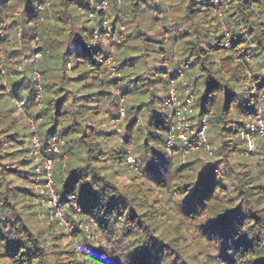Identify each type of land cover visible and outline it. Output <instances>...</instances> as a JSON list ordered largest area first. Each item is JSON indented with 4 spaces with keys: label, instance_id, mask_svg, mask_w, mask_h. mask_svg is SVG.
<instances>
[{
    "label": "trees",
    "instance_id": "trees-1",
    "mask_svg": "<svg viewBox=\"0 0 264 264\" xmlns=\"http://www.w3.org/2000/svg\"><path fill=\"white\" fill-rule=\"evenodd\" d=\"M117 1L106 29L87 0H0V264H264V138L239 137L264 96V0ZM115 33L119 78L99 62ZM180 74L209 112L211 156L166 149ZM45 159L69 232L34 191Z\"/></svg>",
    "mask_w": 264,
    "mask_h": 264
},
{
    "label": "built area",
    "instance_id": "built-area-1",
    "mask_svg": "<svg viewBox=\"0 0 264 264\" xmlns=\"http://www.w3.org/2000/svg\"><path fill=\"white\" fill-rule=\"evenodd\" d=\"M47 0H42V2L36 5L37 11H42L44 8V4ZM89 4V13L88 17L91 20L97 18L98 14L101 19V24L103 28H108L110 26V17H109V9L110 4L109 0H87ZM117 3L119 4L120 1L118 0ZM47 4V3H46ZM219 8H216L218 11ZM117 29L120 32H123L124 26L119 19L117 23ZM0 36H3V30L0 29ZM39 39L36 37L34 39V43L37 44ZM94 42L97 43V37L94 36ZM111 46H109V50L107 54L100 59V63L103 64L109 73L110 77H118L120 73L116 67V59L118 57V49L117 45L121 44V39L115 34L110 35ZM41 57V52H35L31 61H37ZM3 75V72L1 76ZM34 79L38 83L36 86L35 92V100H39V96L41 93V86L39 84L40 75L38 72H34ZM2 84H6V80H2ZM24 100L15 101V105L18 109L24 106ZM119 117L114 122L113 128L119 133L120 130L118 125L125 117V110L123 107V100H119ZM164 108L167 113V131H166V149L171 150L176 148L181 155V158L184 159L188 157L192 153H196L202 150H206L209 156L211 153L209 152L208 148V136L207 131L209 128L208 117L209 112H204L202 114L197 113L195 108V96L192 93L190 86L187 84L184 76L182 74L179 75L178 79L171 80L169 82L167 88V95L164 100ZM263 115H264V96L260 98L257 106L253 112H251L247 116H241L240 121L243 123L242 127L239 132V137L241 140L245 141L246 145L248 146L249 150L254 149L255 144V135H259V137L264 138V122H263ZM37 121H30L29 126L34 129L35 124ZM35 135L32 138V142L36 149L39 148V142ZM60 145H62V141L58 139H52L51 145L48 152L58 154L60 151ZM36 154V153H35ZM127 162L130 164L131 167L134 168L135 171L137 169L134 167L135 161L134 158L130 155V149L127 148ZM54 160L53 159H45L42 163V168L45 173V185L44 187L47 189L51 201L49 202L50 205L54 207V215L56 218L60 220L61 223H64L62 220V209L57 206L56 197L54 194V184L52 181L51 173L53 168ZM217 172V171H215ZM36 191V190H35ZM72 205L76 207L75 198H72Z\"/></svg>",
    "mask_w": 264,
    "mask_h": 264
},
{
    "label": "rangeland",
    "instance_id": "rangeland-1",
    "mask_svg": "<svg viewBox=\"0 0 264 264\" xmlns=\"http://www.w3.org/2000/svg\"><path fill=\"white\" fill-rule=\"evenodd\" d=\"M113 9H109V17H110V23L112 22V20H114L113 19ZM6 25V24H5ZM124 26V25H123ZM124 30L126 31V26H124ZM123 30V31H124ZM124 31V32H125ZM12 38H13V35H12ZM16 40H14V42H15ZM13 42V43H14ZM103 44L106 46V47H109V46H111L110 45V42H108V41H104L103 42ZM17 50H21V48H18ZM109 50V48L107 49V51ZM118 50H119V54H118V58H120V56H121V54H122V52L125 50V47L123 46V47H120V48H118ZM22 52V51H21ZM23 53V52H22ZM21 56H22V58H23V60L26 58V56H25V54L23 53V54H21ZM31 61V59H29L28 60V63H31L30 62ZM13 67H17V70L18 71H20L21 69H23L22 68V66H21V64H20V66H14V65H12ZM122 75V74H121ZM123 106H124V104H123ZM123 121V120H122ZM121 123V122H120ZM119 127V126H118ZM117 129H119L120 130V132L119 133H122V131H123V129H122V127H119V128H117ZM208 136V135H207ZM212 138H213V136H209V139L210 140H212ZM209 139H208V148L210 149V146H209ZM37 141V140H36ZM261 141L258 139L257 140V142H256V146L257 147H259V146H261ZM127 149V148H126ZM130 149V155H131V157L132 158H134V156H133V154H132V149L131 148H129ZM202 151H206V150H202ZM205 153V152H204ZM205 154H207L208 155V153L206 152ZM36 189V191H35V193H37V194H41V195H44L45 196V201H44V203H46L48 206L50 205V201H51V197H50V195H49V193H48V191H47V189L43 186V187H35ZM62 220H63V222L64 223H61L60 222V224H62L63 225V228H64V230L65 231H67V232H69V231H71V230H73V226H72V223H70V222H67L66 220H65V217H64V215H63V211H62ZM60 221V220H59ZM80 227H81V225L82 224H78ZM78 226V227H79Z\"/></svg>",
    "mask_w": 264,
    "mask_h": 264
}]
</instances>
